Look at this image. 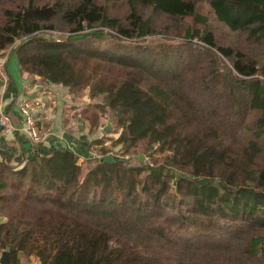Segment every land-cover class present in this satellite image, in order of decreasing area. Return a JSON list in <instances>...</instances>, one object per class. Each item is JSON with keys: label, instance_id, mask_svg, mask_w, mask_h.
<instances>
[{"label": "trees", "instance_id": "1", "mask_svg": "<svg viewBox=\"0 0 264 264\" xmlns=\"http://www.w3.org/2000/svg\"><path fill=\"white\" fill-rule=\"evenodd\" d=\"M16 40L21 72L88 89L93 155L2 152L11 264H264V0H0Z\"/></svg>", "mask_w": 264, "mask_h": 264}, {"label": "crops", "instance_id": "2", "mask_svg": "<svg viewBox=\"0 0 264 264\" xmlns=\"http://www.w3.org/2000/svg\"><path fill=\"white\" fill-rule=\"evenodd\" d=\"M3 63L0 67V108L4 114L9 116L12 122V130L3 133L0 128V150L7 156L12 164H16L25 155L35 151L46 153L58 148H70L81 160L92 156V150L85 145L88 138L87 130L80 128L75 117L79 109V102L70 96L62 86H54L42 81L38 76H28L21 72L16 58L6 53H0ZM42 90H47V95L43 96L45 104L43 106V117L47 116L48 121L42 123L44 130H49L40 146L32 143L26 133L19 105L28 100L41 96ZM74 128H70L73 127ZM117 138V137H115ZM4 221V219L2 220ZM21 259V264H37L34 256Z\"/></svg>", "mask_w": 264, "mask_h": 264}, {"label": "built area", "instance_id": "3", "mask_svg": "<svg viewBox=\"0 0 264 264\" xmlns=\"http://www.w3.org/2000/svg\"><path fill=\"white\" fill-rule=\"evenodd\" d=\"M57 41L60 39H56ZM3 60L0 59V67ZM47 90H42L41 96L28 99L19 105L20 114L22 117V123L28 137L34 144L43 142L49 130L42 128V123L47 122V116L43 117L40 111H43L45 101L43 96L47 95ZM0 128L3 133H8L12 130V122L6 114H4L0 108ZM2 251L0 250V258Z\"/></svg>", "mask_w": 264, "mask_h": 264}, {"label": "rangeland", "instance_id": "4", "mask_svg": "<svg viewBox=\"0 0 264 264\" xmlns=\"http://www.w3.org/2000/svg\"><path fill=\"white\" fill-rule=\"evenodd\" d=\"M203 12H204V9H203ZM42 34H44V35H48L47 33H42ZM50 35L56 40V39H63V38H65L64 37V34H60V33H54V32H51L50 33ZM152 40H154L153 42H157L158 41V39L157 40H155V39H151V41ZM18 40H16L15 42H14V44L9 48V49H7V50H5V51H2L3 53H8V51L10 50V49H12L13 47H15V46H17L18 45ZM1 52V53H2ZM76 101H78L79 102V109L80 108H82L83 107V105L85 104V103H87V104H91V103H94V101L93 100H90L89 98H88V89H85V90H83V91H79V92H77L76 93ZM110 116H109V114H103V116H102V119H101V121H100V125H99V130L101 129V130H103V128L104 127H106V125H107V123L109 122L110 123V126H111V129L113 128V124H112V122H111V119L109 118ZM70 128H74V126L73 127H70ZM120 132V131H119ZM113 137H118L117 136V134H115V135H113ZM109 143V142H108ZM107 143V144H108ZM111 147H113V146H111ZM119 147V146H118ZM117 147V148H118ZM121 148V147H120ZM119 148V149H120ZM116 150V149H115ZM114 150V151H115ZM154 150V149H153ZM150 151V149L149 148H145V144L142 142H140V143H138V146L133 150V154L131 155V156H129L130 158V160L132 161V163H134V159H135V157H139V159H140V157H143V160L142 161H145L146 163L147 162H153V160H152V158H155V159H162L163 157H164V155L166 154V153H160V152H158V150H156L155 152H153V153H150L149 152ZM112 153H113V151H111ZM114 153H116V151L114 152ZM150 155L152 156V157H150Z\"/></svg>", "mask_w": 264, "mask_h": 264}, {"label": "water", "instance_id": "5", "mask_svg": "<svg viewBox=\"0 0 264 264\" xmlns=\"http://www.w3.org/2000/svg\"><path fill=\"white\" fill-rule=\"evenodd\" d=\"M111 131V126L110 123L108 122L106 127L103 128V133L108 135ZM121 146H119L116 151L120 148ZM3 153L0 150V156H2ZM141 160H143V157H140ZM0 264H11V258H10V249L7 248L4 251H2L1 253V258H0Z\"/></svg>", "mask_w": 264, "mask_h": 264}]
</instances>
